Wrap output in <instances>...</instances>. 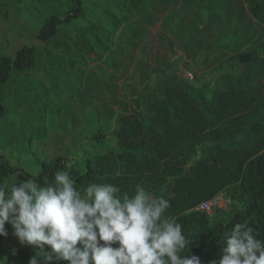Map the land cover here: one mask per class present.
Masks as SVG:
<instances>
[{
	"label": "trees",
	"instance_id": "trees-1",
	"mask_svg": "<svg viewBox=\"0 0 264 264\" xmlns=\"http://www.w3.org/2000/svg\"><path fill=\"white\" fill-rule=\"evenodd\" d=\"M71 1L74 6L63 18H46L38 40L50 42L62 22L79 17L81 0ZM174 2L178 17L173 26L168 16L156 12L146 17L145 25L146 14L141 15L142 22L131 28L145 31L130 50L125 52L113 39L101 43L94 66L84 71L83 80L93 81L84 88L93 90L99 124L92 133L94 154H81L86 140H79L73 152L51 157L32 175L12 165L0 150V185L11 176L21 181L35 176L43 184L57 170L69 171L81 194L90 183H111L124 199L140 185L169 201L164 216L180 223L192 239L189 252L201 264H212L222 255L220 237L236 223L247 222L264 239V0ZM123 20L129 21L122 16L113 28H126ZM156 22L161 30L154 43L150 29ZM82 41L88 54L95 53L88 40L78 43ZM218 43L210 60V47ZM35 61L34 44L13 56L0 54V81L6 82L13 71L31 69ZM188 62L195 70L192 79L181 72ZM207 70L210 77L204 79ZM75 151L78 155L66 157ZM217 194L226 206L211 212L196 209ZM3 238L0 259L5 264H28L36 254L37 249L27 246L16 256L7 255Z\"/></svg>",
	"mask_w": 264,
	"mask_h": 264
},
{
	"label": "rangeland",
	"instance_id": "rangeland-1",
	"mask_svg": "<svg viewBox=\"0 0 264 264\" xmlns=\"http://www.w3.org/2000/svg\"><path fill=\"white\" fill-rule=\"evenodd\" d=\"M81 5L79 17L62 22L58 34L49 42L38 40L40 28L51 15L63 18L74 6L71 0H0V54L13 56L24 45L34 44L36 56L31 69L13 71L6 82L0 81V101L4 106V114L0 116V150L12 165L32 175L51 157L73 152L79 140H86L80 148L81 154L84 151L94 154L92 133L99 124L93 90L84 88L93 81L85 82L83 74L94 66L95 54L103 51L100 44L113 39L126 52L145 31V28H131L133 22H142L141 15L146 14L145 25L146 17L153 12L168 16L172 26L178 17L174 0H138L137 3L135 0H81ZM157 8L160 10L155 11ZM122 16L129 19L126 23L123 20L126 28H113V22ZM158 24L150 29L153 39L161 30ZM114 30L117 31L113 35ZM81 38L91 43L95 53H87L88 47L83 41L78 43ZM219 47V43L211 45L210 60L216 57ZM188 64L181 67V72L185 68L193 75L195 70ZM202 75L204 79L210 77L208 70ZM80 129L84 133L81 137ZM76 155L77 151L66 157L72 159ZM23 182L11 176L5 187L10 191L13 184ZM221 206H226L225 199ZM5 229L7 235L3 242L7 255L16 256L19 249L29 246L19 242L7 222Z\"/></svg>",
	"mask_w": 264,
	"mask_h": 264
},
{
	"label": "clouds",
	"instance_id": "clouds-1",
	"mask_svg": "<svg viewBox=\"0 0 264 264\" xmlns=\"http://www.w3.org/2000/svg\"><path fill=\"white\" fill-rule=\"evenodd\" d=\"M74 185L59 170L43 184L34 176L10 191L0 185V236L7 222L22 245L37 249L28 264H201L182 225L164 216L167 199L140 185L124 199L111 183H90L83 194ZM254 233L236 223L220 237L222 255L212 264H264V239Z\"/></svg>",
	"mask_w": 264,
	"mask_h": 264
},
{
	"label": "built area",
	"instance_id": "built-area-1",
	"mask_svg": "<svg viewBox=\"0 0 264 264\" xmlns=\"http://www.w3.org/2000/svg\"><path fill=\"white\" fill-rule=\"evenodd\" d=\"M183 74L186 78L188 79H192L193 75L192 72L187 70V69H183ZM224 198L222 197V194H217L209 199H206L202 202H200L197 206L196 209L202 210V211H206V212H211L214 208L216 207H221L222 204V200Z\"/></svg>",
	"mask_w": 264,
	"mask_h": 264
}]
</instances>
